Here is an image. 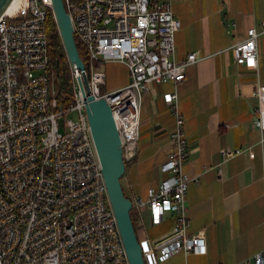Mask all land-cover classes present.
<instances>
[{
    "label": "built area",
    "instance_id": "1",
    "mask_svg": "<svg viewBox=\"0 0 264 264\" xmlns=\"http://www.w3.org/2000/svg\"><path fill=\"white\" fill-rule=\"evenodd\" d=\"M73 33L88 53L92 93L111 105L121 138L126 169L138 155L141 105L154 83L186 78L195 63L192 52L176 58L175 34L181 28L171 0H64ZM52 0H17L0 18V264H130L110 202L82 94L60 106L49 70L46 21ZM264 30V29H263ZM249 28L234 47L239 65L258 67V37ZM120 62L129 71L122 88L101 92V65ZM78 87V85H77ZM254 126L264 133V84L254 92ZM175 117L170 148L161 170L167 174L146 196L136 195L132 211L139 219L147 207L152 225L174 215L170 233L152 239L137 231L146 264H162L179 255L203 251L205 237L189 234L184 171L189 156L185 117L177 90L164 94ZM76 111L60 129L59 117ZM243 149H235L238 155ZM222 160L228 155L220 151ZM125 175V173H124ZM123 175V177H124ZM122 177V179H123ZM244 264H264V250Z\"/></svg>",
    "mask_w": 264,
    "mask_h": 264
},
{
    "label": "crops",
    "instance_id": "2",
    "mask_svg": "<svg viewBox=\"0 0 264 264\" xmlns=\"http://www.w3.org/2000/svg\"><path fill=\"white\" fill-rule=\"evenodd\" d=\"M181 28L175 34L176 58L194 52L186 78L154 83L141 105L138 155L122 179L129 198L146 196L167 174L161 170L170 148L169 134L175 117L164 94L177 90L185 117L189 156L184 171L192 178L187 190L188 233H201L206 247L179 254L162 264H244L264 250V133L253 124L254 92L264 84V0H171ZM225 11L224 16H222ZM249 28L258 37V67L239 65L234 45ZM101 69L110 80V91L130 79L126 65L107 62ZM243 152L232 155L235 149ZM228 157L222 160L220 151ZM143 182L145 184H143ZM136 228L158 239L170 233L174 215L164 214L152 225L147 207Z\"/></svg>",
    "mask_w": 264,
    "mask_h": 264
},
{
    "label": "water",
    "instance_id": "3",
    "mask_svg": "<svg viewBox=\"0 0 264 264\" xmlns=\"http://www.w3.org/2000/svg\"><path fill=\"white\" fill-rule=\"evenodd\" d=\"M15 0H0V18ZM52 11L72 65L76 82L82 94L92 136L102 165V172L118 226L127 250L130 264H146L142 245L132 220V200L125 194L122 177L126 171L123 148L112 107L105 98H96L92 93L86 65L80 56L73 33L71 18L64 0H52ZM225 11L222 16H224Z\"/></svg>",
    "mask_w": 264,
    "mask_h": 264
},
{
    "label": "trees",
    "instance_id": "4",
    "mask_svg": "<svg viewBox=\"0 0 264 264\" xmlns=\"http://www.w3.org/2000/svg\"><path fill=\"white\" fill-rule=\"evenodd\" d=\"M46 26L49 42V70L57 89V101L60 106L69 107L75 101V92L78 90V87L72 65L65 51L58 24L51 11L48 13ZM76 42L80 56L88 69V53L79 41L76 40ZM104 91L105 89L103 86L101 92L105 93ZM131 216L136 228L138 217L132 210Z\"/></svg>",
    "mask_w": 264,
    "mask_h": 264
},
{
    "label": "rangeland",
    "instance_id": "5",
    "mask_svg": "<svg viewBox=\"0 0 264 264\" xmlns=\"http://www.w3.org/2000/svg\"><path fill=\"white\" fill-rule=\"evenodd\" d=\"M162 1V0H161ZM110 80H108V77H107V86H104V89H105V93H109L110 91ZM128 84V83H127ZM79 90V89H78ZM112 92V91H111ZM78 118V114L76 111H72V112H67L63 115H61L58 119L59 121V124H60V129L61 131H63V125L64 123L68 120V119H73V120H76ZM143 184H145L143 182Z\"/></svg>",
    "mask_w": 264,
    "mask_h": 264
},
{
    "label": "bare ground",
    "instance_id": "6",
    "mask_svg": "<svg viewBox=\"0 0 264 264\" xmlns=\"http://www.w3.org/2000/svg\"><path fill=\"white\" fill-rule=\"evenodd\" d=\"M17 5V0H15L14 2H13V4L10 6V8L7 10V12H11L14 8H15V6ZM75 39H76V37H75ZM77 40V39H76ZM78 41V40H77ZM79 89V88H78ZM79 91V90H78ZM80 92V91H79ZM113 112V111H112ZM113 116H114V113H113Z\"/></svg>",
    "mask_w": 264,
    "mask_h": 264
}]
</instances>
